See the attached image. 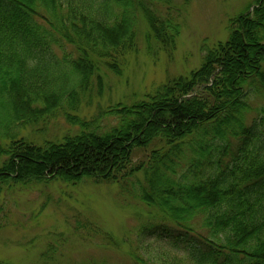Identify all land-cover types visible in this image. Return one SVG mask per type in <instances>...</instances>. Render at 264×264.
I'll use <instances>...</instances> for the list:
<instances>
[{"label":"trees","instance_id":"obj_1","mask_svg":"<svg viewBox=\"0 0 264 264\" xmlns=\"http://www.w3.org/2000/svg\"><path fill=\"white\" fill-rule=\"evenodd\" d=\"M164 1L0 0V194L116 183L184 244L200 237L185 245V261L166 264H264V115L246 123L249 95H264V0L231 17L226 39L204 44L189 74L90 119L76 114L102 91V68L123 75L144 24L146 52L172 56L182 23L179 10L160 12ZM59 115L69 128L60 138L22 134ZM78 226L115 243L87 221Z\"/></svg>","mask_w":264,"mask_h":264},{"label":"rangeland","instance_id":"obj_2","mask_svg":"<svg viewBox=\"0 0 264 264\" xmlns=\"http://www.w3.org/2000/svg\"><path fill=\"white\" fill-rule=\"evenodd\" d=\"M169 1L161 2L160 12L175 17L179 10L182 23L172 56L162 50L155 56L146 52L144 24L137 34L138 52L128 56L123 75L102 68V91L91 92L92 99L81 103L77 115L90 119L98 109L136 101L169 77L189 74L201 64L203 45L211 47L225 40L228 20L254 0ZM249 98L252 110L246 114L248 124L264 115V95L250 94ZM44 127L26 128L22 134L36 140L56 139L69 130L60 115ZM135 155L136 159L142 157V150ZM137 177L143 179L140 173ZM131 192H122L116 183L91 180L73 186L54 181L1 192L0 264H137L134 256L147 264H166L174 258L185 261L189 257L185 245L197 244L200 237L184 244L177 239L179 230L165 216ZM86 221L110 233L115 243H106L88 228L78 226ZM162 223L168 225L170 233L157 227Z\"/></svg>","mask_w":264,"mask_h":264}]
</instances>
